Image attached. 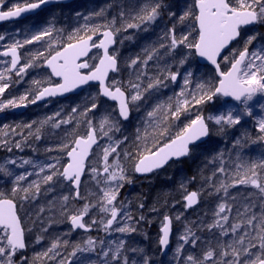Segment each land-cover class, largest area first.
<instances>
[{
	"label": "snow or ice",
	"instance_id": "1",
	"mask_svg": "<svg viewBox=\"0 0 264 264\" xmlns=\"http://www.w3.org/2000/svg\"><path fill=\"white\" fill-rule=\"evenodd\" d=\"M4 2L5 0H0V8H2ZM48 2L49 0H37V2L25 3L23 6L17 4L7 11L0 10V21L19 17L21 13L38 9L41 5ZM163 7L161 0H147L140 8V12L136 16L131 17L134 22H128L117 27V20L113 17L105 25H98L88 29L92 35L85 36L79 35L78 32L72 33L68 35L67 42H63L59 46H57L56 41L62 38L59 36L53 37L51 28L37 32L30 39H25L23 43L15 41L7 46L4 52L0 53V55L5 57L9 55L11 57L10 63L5 65L4 70H0V96L10 87L8 81H10L11 76L8 75L9 73L14 71L17 77H21L27 69L40 66L36 63L40 60L51 71L46 81H32L36 87L30 93L33 95V98L29 101L30 103L35 104L45 97L68 93L88 84L90 81H97L100 85V95L118 102L119 116L125 120L128 119L130 114L129 103L141 100L143 91L163 85L164 81L159 77L150 80L143 91H141L140 84L129 81V88L133 90L134 94L126 96L119 81L112 80L110 84L106 83L110 72L119 71L117 55L114 50L110 54L109 48L116 43L115 37L121 30L139 28L142 23L155 21ZM95 14L103 15V10ZM170 15L175 14L170 13ZM189 16L195 21V38L191 41L189 40L191 33L177 37L175 25H173L165 33V38L170 43L168 45L161 44L160 47L166 48L169 52L181 46L187 48L188 53L182 55L179 60L180 65H184L189 56L203 58L214 66L217 83L215 85L209 83L207 87L205 84H197L196 92H188L187 86L191 82L192 73L187 72L183 81L185 87L177 94L175 103L158 104L153 111L148 112L147 115L149 117H156L160 113L159 120L152 125L151 132L145 129L143 135H141L138 130L136 140L139 143L136 144L135 153L126 149L120 150L121 144L127 140V137L102 148V174L108 187L100 190L102 195L97 198L95 203L85 202L80 208L75 210L62 206L61 212L66 215L73 230L83 229L89 231L93 225H99L106 233L110 231L119 233L136 232L137 229L127 223V221L134 220V217L126 210L127 206L123 202L119 205L116 203L123 184L131 182L126 174L127 170L121 161H132L134 171L145 174L163 168L170 160H178L181 157L189 156L199 147L197 142L209 135V126L205 117L197 114L175 136L170 135V128L173 126L172 121L179 120L181 114L187 113L189 108L203 105L206 101H211L217 96L231 98L247 106L248 102L252 101L257 93H264V44L256 50L249 51V46L256 39V35L246 37L243 41L242 49L233 48L230 55L221 56V53L229 44L240 38L242 27L255 24L264 25V0H194V8L184 12L179 17V20L183 22ZM120 18H124L123 11L120 12ZM97 33L102 36L98 43L93 40V36ZM45 37L49 38L46 49L48 56H45L44 52H38L26 63L20 65L21 57L18 49L25 44L43 41ZM4 39L5 37L0 35V41ZM73 40L75 42H72ZM93 48L102 50V54L98 57H89V52ZM154 52L155 49L146 50L145 58L141 61L138 56L136 59L131 60V65H137L139 62L146 66L153 59ZM86 57H89V59L98 58V63L90 64L89 59H82ZM219 60L230 65V67L226 71L222 70ZM18 65L20 66L18 67ZM82 69H88L89 71L85 73L81 71ZM179 75L178 71H168L164 79L175 82ZM52 77L59 78V81L53 83ZM137 78L139 79V75ZM45 84L48 86H44ZM27 99V95L20 97L21 102ZM9 106L18 107L20 105L14 99L8 100L7 103H0V110ZM97 108L98 104L93 102L79 112V115L84 117L83 123L86 125L84 134H70L72 136L71 141L64 143L60 149L67 157L66 163L61 165V168H57V164L60 163L59 159H57L56 163L40 166V173H44L47 169L49 174L44 175L39 181L33 180L24 187L21 182H26L28 177L32 175L31 172L14 174L5 165L0 164V174L9 177L8 182L11 183V188L7 193L0 192V264H15L13 258L16 256L17 251L25 249V228L22 226L21 218L18 215V204L34 199L39 194L42 183L47 184L55 176H59L72 186V190L75 192L74 199H85L80 194L82 176L85 173V162L92 152L93 145L98 146V140L101 136L108 137L111 140L109 132L115 127L108 117L101 119L98 128L94 126L93 121L87 117L90 112ZM71 111L72 113H77L78 108L74 107ZM245 114L251 116V109L246 108ZM58 116H60L59 112L54 117H48L46 120L41 121V124L54 121L53 127L59 128L62 124H69L74 119V117L70 116L68 119L56 120L55 117ZM208 120L214 121L215 125L220 126L219 130L223 132L225 126L240 124L241 116L239 114L233 115V111L229 110L226 114L208 117ZM105 125L108 126L107 131L105 130ZM28 127L30 128L31 125ZM258 128L259 132L264 134V120L259 121ZM116 130L119 131L118 128ZM36 139H39L38 135ZM260 139L264 140V136H261ZM236 143L239 144V141ZM4 144L6 146L7 142H4ZM15 146L20 148L21 144L16 143ZM8 150L11 151V148ZM110 157H112L111 162ZM7 163L17 164L16 160H9ZM29 163V160H24L19 166L22 167L24 164ZM241 167L244 166H237V172L235 173L237 179L234 184L251 185L258 190L261 201H264V164L259 166L251 164L244 169L243 173L240 171ZM258 167L261 172L257 171ZM225 171L224 167L219 168V172L225 173ZM90 172L94 177L101 175V169L95 167L91 168ZM192 179H195V177ZM234 184L221 182L216 191L223 190L227 195L228 188L234 186ZM181 189L185 193L183 199L186 201V207H192L198 202V193L196 191L187 192L184 184H181ZM69 199V196L63 197L65 202L69 201ZM139 207L142 209L144 205L141 203ZM94 209H98L99 213L104 215L99 220L92 219L90 224L86 223L85 217L89 216ZM150 210L158 211L155 206ZM230 211L231 208L225 203L218 205V210L214 213L215 219L213 223L207 225L209 231L218 229L215 246H209L204 249L199 258L187 255L184 264H264V203L261 204L259 217L255 213L249 215L250 206L246 205L243 213L239 210L237 211L238 219L235 222H230V217L227 214ZM180 218L179 215L175 217L176 220H180ZM144 219L145 217L140 215L135 218V223H139ZM114 224L120 226L114 227ZM171 227L172 218L165 214L161 221V235L158 239V245L164 251H167L170 243ZM229 236H231L230 240L223 239ZM37 239L39 240L40 237ZM179 239L183 241V244L178 245L176 248L177 256L182 254L184 244H191L196 247L200 237L196 235L192 228L186 226L184 234ZM97 243H99L101 248V252L98 255L104 258L102 264H113V262L114 264H129L128 256L123 255V250L125 249L123 240L116 244L114 249L109 247L108 250H103L104 241L101 239L97 242V240L92 238L86 241L85 247L74 246L68 257L62 256L59 251L61 244L56 241L46 251L37 254L34 259L47 258L49 261H54L55 264H71L70 257H75L77 252H95ZM63 246L67 247L68 242L64 241ZM132 251L135 252L137 249H132ZM58 257L59 259H57ZM22 259L23 264H29L26 257ZM142 259L143 264H152L149 258L143 257ZM132 264H136V261L133 260Z\"/></svg>",
	"mask_w": 264,
	"mask_h": 264
},
{
	"label": "trees",
	"instance_id": "2",
	"mask_svg": "<svg viewBox=\"0 0 264 264\" xmlns=\"http://www.w3.org/2000/svg\"><path fill=\"white\" fill-rule=\"evenodd\" d=\"M161 1H164L162 4L167 6V10L162 11L159 19L156 20L161 25L157 27L155 25L150 26L148 22H145L139 28L120 31L122 34L127 33V35L128 33L131 34L133 29H142L143 31L146 29L148 32L141 36L129 35L134 41L132 40L130 44L125 43L119 51L117 56L119 71L114 78L110 79L109 83L114 79H118L122 89H125V85H129V81H131L140 84L141 91H143L150 80L159 77L164 81L163 85L143 91L141 107L138 111L130 106L131 119L127 124L120 123L114 106L100 99L95 87L89 88L80 96L72 97L66 101L51 102L41 107L31 106L32 103L29 101L33 98V95L30 93L36 87L32 81H46L49 77V74L42 70L43 63L40 60L36 62L40 66L27 69L21 77L11 73L8 74L11 76L10 81H8L10 87L0 96V103H7L8 100L14 99L20 106H9L0 110V116L2 117L0 119V125H2L0 128V149H5L0 151V159L2 158V164L13 171L14 174L32 173L26 182H21L22 186L26 187L27 183L33 180L39 181L44 175L49 174L47 169L44 173H40V166L56 163L57 159L60 161L57 168H61V165L66 163V155L60 151L61 146L71 141V133L84 134L86 125L83 123L84 117H81L79 112L90 106L91 103L98 104V108L90 112L87 117L93 121L94 126L98 128L101 119L108 117L110 122L115 125L116 137H120V140L127 137V140L122 144L123 148L135 153L136 144L139 143L136 140L138 130L141 135H143L145 129L151 132L152 125L159 120L160 113L156 117H150L152 124L147 126L145 120L149 117L148 112L153 111L158 104L175 103L177 93L170 89L173 82L164 79L168 71H178L179 73L180 70L184 73L192 71L191 82L187 86L188 92H196L197 84H205L207 87L209 83L212 85L217 83L214 73L208 68L200 69L195 57L189 56L187 62L180 65L179 60L182 58L178 53L180 47L171 52L160 47L161 44L168 45L170 43L165 38V33L173 25H175L177 37L191 33L189 38L191 40L195 38L194 19L189 16L183 22L179 20L184 12L194 8V0ZM29 2H37V0H5L3 6L5 10H9L17 4L23 6ZM146 2L147 0H89L50 8L37 17L24 22L1 26L0 35H3L5 39L0 41V53L15 41L23 43L25 39H30L32 35L46 28L53 30V37L59 36L62 38L56 41L57 46H59L63 42H67L69 34L78 32L79 35H92L88 29L105 25L113 17L116 18L120 26L128 22H134L131 17L136 16ZM101 10H103V15L95 14L101 12ZM121 11L124 12L123 19L120 18ZM170 13L175 15H170ZM251 35H256V39L249 46L250 52L258 45L264 44V25L257 24L256 29L243 31L236 48L242 49L244 39ZM48 39V37H45L43 41L25 44L22 48H19L22 64L38 52H44L45 56H48V51H46ZM152 49H155L153 59L146 66L139 62L137 65H131L132 59L139 56L142 61L145 58V51H151ZM186 53H188V49ZM7 63L8 61L0 55V70H4ZM138 75L139 79L137 78ZM44 86L48 85L45 84ZM25 95L28 99L21 102L20 97ZM224 105L223 100L214 97L213 100L206 101L203 105L189 108L187 113L181 114L179 120L172 121L173 126L170 128V135L175 136L197 114L203 115L206 119L213 114H217L218 109ZM74 107L78 108L77 113H72L71 110ZM58 112L60 116L55 117L56 120L68 119L70 116L74 119L71 123L62 124L59 128L53 127L54 121L41 124V121L46 120L48 117H54ZM78 121L79 123H77ZM207 123L210 135L206 143L200 144L186 160L173 163L148 178H137L132 166L133 162L125 160L126 174L131 182L123 184L116 203L119 205L123 202L127 206L126 210L134 217L133 221H127V223L135 227L136 232L119 233L115 231L116 233L112 234V231L106 233L101 230L99 233L94 232L90 236L72 234L69 221L66 215L62 214L61 208L67 206L70 210H75L86 201L85 199L76 201L71 187L65 185L59 176H55L47 184L42 183L40 192L34 199L18 204L22 226L26 230L28 221L25 216L31 214V218L36 219V214L43 219L41 223L44 225H40V230H44L48 226L49 232L62 230L70 237L71 252L76 245L85 247V240L89 238L97 240V242L102 239L104 241L103 250H108L109 247L114 249L115 245L123 240L125 243L123 255L128 256L129 264H132L133 260L136 261V264H143V257L149 258L152 264H184L187 255L199 258L204 249L215 246L218 229L209 231L207 225L213 223L214 213L218 210L220 203H225L231 208V211L227 213L230 222H235L238 219L237 211L243 213L246 205L250 206L249 215L255 213L259 217L261 204L264 203L260 199L258 190L251 185L234 184L237 179L235 173L238 165L244 166L240 168L241 173H243L244 169L251 164L258 166L264 164V147H262V140L260 139L264 134L260 133L257 126L250 122L225 126L223 132L219 130L220 126L215 125L214 122L208 121ZM29 125H31L30 128ZM107 128L108 126L105 125V129ZM117 128L119 131L116 130ZM37 135L39 139H36ZM237 141H239V144L236 143ZM4 142H7L6 146ZM16 143H20L21 147L17 148ZM9 148H11V151L8 150ZM5 152L8 153V156ZM9 160H16L17 164L6 163ZM24 160H29L30 163L24 164L22 167L19 166ZM220 167L225 168V173L219 172ZM257 171L261 172V169L258 167ZM87 177L88 174L86 173L80 190L82 197H85ZM193 177L195 179H192ZM9 179V177L0 174V192L7 193L10 190L11 183L8 182ZM221 182L234 184V186L228 188L227 195L223 190L216 191ZM181 184L185 185L187 192L196 191L198 193L199 203L193 210H187L185 207L183 199L185 193L181 189ZM64 196H69V201L65 202L63 200ZM141 203L144 205L142 209L139 207ZM153 206L158 211H151L150 209ZM30 208H33V211ZM43 213L47 215L43 216ZM165 214L172 218L171 246L173 248L175 243L173 237L183 235L186 226L192 228L196 235L200 237L196 247L191 244H184L182 254L172 262H167L162 258L160 246L158 245L161 221ZM103 215L97 210L96 219L99 220ZM140 215H143L145 219L135 223V218ZM177 215L181 217L180 220L175 219ZM51 217L54 218L51 219ZM118 219L120 218L118 217ZM116 226L120 225L115 224L114 227ZM223 239L230 240L231 236ZM180 242V244H183V241ZM132 249H137V251L133 252ZM127 251H129L128 254ZM100 252L101 248L97 243L95 252H77V255L72 257L73 264H102L104 258L98 255ZM130 253L132 254L129 257ZM31 262L36 261L31 260Z\"/></svg>",
	"mask_w": 264,
	"mask_h": 264
},
{
	"label": "rangeland",
	"instance_id": "3",
	"mask_svg": "<svg viewBox=\"0 0 264 264\" xmlns=\"http://www.w3.org/2000/svg\"><path fill=\"white\" fill-rule=\"evenodd\" d=\"M158 19H159V16H158V18L156 20H158ZM156 20L153 21V22H148V25L153 24L154 22H156ZM146 32H148L146 29L144 31L142 29H133V32L131 34L128 33V35H127V33L126 34L123 33L122 35H120L118 33L117 34L118 45H117V48L115 49V54L118 56L119 51L121 50V48L124 46L125 43H129L130 44L132 42V40L134 41V39L131 36H129V35H140L141 36V35H143ZM189 40L191 41V38H189ZM260 46L261 45H258L254 50L260 48ZM186 50H187V48H184L183 46H181L179 48L178 53L182 56V54H184V52H185V54H187ZM230 52L226 56L230 55ZM99 55H100V53L96 51L92 55V57H98ZM97 62H98V58L89 60L90 64H96ZM228 67H230V65L224 63L223 61L221 62L222 70L226 71L228 69ZM180 73H181L179 75L180 79H178L177 81H175L174 83H172L170 85V89H173V91H175L177 94L180 92V90L182 88L185 87L183 81H184V76L187 74V72L184 73V72H181V70H180ZM114 80L119 81L118 79H114ZM120 85H121V83H120ZM124 91L127 93L128 96H130L131 94H134L133 90L129 88V85H125V90ZM129 104L136 111H138L140 109V107H141V105H140L141 104V100L136 101L134 103L130 102ZM223 104H225V105L221 106L218 109L217 114H213L212 116H216V115H220V114H226L227 111L232 110L233 111V115L239 114L241 116V123L242 122L243 123L250 122V123L255 124V126H257V128H258L259 121L260 120H264V93H257L256 96L253 97V100L248 102L247 106L242 104V103H228V102H224V101H223ZM246 108H250L251 109V112H252L251 116L245 114V109ZM206 121L210 122L211 120H208V117H207ZM145 122H146L147 126L152 124V122L150 121V117H148L147 120H145ZM212 122H214V121H212ZM1 126L2 125H0V128H1ZM114 128L112 129L111 132H109V136L111 137V140H109L108 137L101 136V138L99 139V141H100L99 147L94 151V153H93L94 156H92L90 162L87 165V167H88L87 168L88 177H87V180L85 182V201L86 202L95 203L97 198L100 195H102L100 190L101 189H106L108 187V185L105 183V178L103 177V174H102L103 161H102L101 157H102V148L103 147H106L110 143H115V141L120 140V137H116V133L114 132ZM107 129H105V130L107 131ZM4 150L5 149H1V151H4ZM120 150H125V148H123L122 144L120 146ZM5 154H7V156H8V153L5 152ZM3 160H4V156H3ZM111 160H112V157H110V162H111ZM2 162L3 161H2V158H1L0 159V164H2ZM6 163H7V161H6ZM121 163L124 166L126 165L125 160H122ZM93 167L101 169L102 176L99 175V176H95L94 177L93 174L90 172V169L93 168ZM97 210L98 209L92 210L91 214L88 216V221L90 223H91L92 219H96ZM42 215L45 216L47 214L43 213ZM35 216H36V219L35 218H31V214L28 215V216H25L27 221H28L27 226L29 228V233H32L33 231L36 232V229H39L40 225H44V224L41 223L43 221V219L39 218V216H37L36 214H35ZM53 218L54 217H51V219H53ZM93 226L95 227L97 233H99L102 230V228H100L99 225H93ZM44 230L48 231V226ZM115 233H116L115 231H112V234H115ZM179 237H180L179 235H175L173 237V239L175 241L174 248H173V246H171V250H170L168 256L163 257L161 255L162 258H164V260H166L167 262H172L175 258L178 257L177 254H176V248L181 243L180 242L181 240L179 239ZM87 240L88 239H86V241ZM85 246H86V242H85ZM128 253H129V251H127V254ZM131 254L132 253L129 254V257L131 256ZM113 264H114V262H113Z\"/></svg>",
	"mask_w": 264,
	"mask_h": 264
},
{
	"label": "water",
	"instance_id": "4",
	"mask_svg": "<svg viewBox=\"0 0 264 264\" xmlns=\"http://www.w3.org/2000/svg\"><path fill=\"white\" fill-rule=\"evenodd\" d=\"M81 1H85V0H49V2H48L47 4L41 5L40 8H38V9H33V10H30V11H27V12H23V13H21V15H20L19 17H13V18H9V19H7V20L0 21V27L3 26V25H7V24H14V23L24 22V21H26V20L29 19V18H33V17L38 16L39 14H41L42 12H44L45 10H47V9H49V8H52V7L62 6V5H63V6H65V5H71V4H73V3H77V2H81ZM0 10H3V6H2V8H0ZM256 26H257V24H255V25H249V26H246V27H242V28H241V31H242V30H246V29H254ZM101 38H102L101 35L93 36V40H94L95 42H97V43L99 42V40H100ZM115 39H116V37H115ZM238 40H239V39H238ZM238 40L233 41L231 44H229V46L223 50V52L221 53V56H222V57L225 56V55L229 52V50L235 45V43H237ZM115 47H116V43H115L114 45L110 46V48H109V52H110V54H111L112 51L115 49ZM4 51H5V50H4ZM4 51H3V52H4ZM95 51H99L100 55L102 54V50H100V49H96V48H93V49L89 52V57H91V55H92ZM18 53H19V55H20V57H21V54H20L19 49H18ZM1 56H2L4 59L9 60V62H10V59H11L10 55H9L8 57H5V56H3V55H1ZM89 57L82 58V59H89ZM195 58H196L197 63H198V65H199L200 67H207V68H210V69L213 70V72L215 73V71H214V66H212L210 63H208L207 61H205L203 58H200V57H195ZM218 62H221V60H219ZM97 63H98V62H97ZM21 64H22V58L20 59V65H21ZM20 65H18V67H19ZM43 69H44V71L48 72L49 75H50V71H51V70H50L46 65L43 66ZM81 71L87 73L89 70H88V69H82ZM12 73H14V71H13ZM116 74H117V72H115V73L110 72V73H109V76H108V78H107V80H106V83L109 84V79H110L111 77L116 76ZM215 75H216V73H215ZM51 79H52L54 82H58V81H59V78H57V77H52ZM90 87H96V88L98 89V93H99L100 98L103 99V100H105L106 102L110 103L111 105H113V106L115 107V109H116V113H117V116H118V118H119V120H120V122H121L122 124H126V123H128V122L130 121V119H131V110H130V114H129L128 119L125 120V119H123L122 117H120V116H119V110H118V109H119L118 102H116V101H112L110 98H107V97H104V96L100 95V85H99V82H97V81H90L88 84L83 85V86H81V87H79V88H77V89H74L73 91L68 92V93L57 94V95H55V96L45 97L44 99H42V100H40V101H38L37 103L32 104V105H33V106H43V105H46V104H48L49 102H52V101H65V100H67V99H69V98H71V97H77V96H80L85 90H87V89L90 88ZM126 96H127V94H126ZM217 97H220V98H222L223 100H225V101H227V102L240 103V102H237V101L232 100L231 98H226V97H223V96H217ZM129 109H130V106H129ZM0 118H1V117H0ZM206 123H207V122H206ZM209 135H210V130H209ZM209 135H208L207 137L202 138L201 141H198L197 143H198L199 145H200V144H203V143H206V142L208 141V139H209ZM261 145L264 147V140H262ZM98 146H99V140H98ZM98 146H97V145H93L92 152H91L90 156L88 157V159H87L86 162H85V165H86V166H85V173H84L83 176H82V182H81V185H82V183H83V180H84V177H85V174H86L87 164H88V162L90 161L93 152L95 151V149H96ZM189 156H190V155H189ZM189 156L181 157V158L178 159V160H177V159L170 160V161L168 162V164H166L163 168L156 169V170H154L153 172L145 173V174H140V173H136V172H135V175H136V177L139 178V179L148 178L149 176H151V175H153V174H155V173H159V172H161L162 170H164L165 168H167L168 166H170V165L173 164V163H177V162H180V161L186 160ZM66 161H67V157H66ZM63 181H64V180H63ZM64 183L67 184V185H70L69 182H67V181H64ZM70 186H71V185H70ZM71 188H72V186H71ZM80 188H81V186H80ZM73 192H74V191H73ZM74 193H75V192H74ZM74 197H75V195H74ZM75 200H78V199H75ZM198 203H199V199H198V202H197L195 205H193L192 207H186V201L184 200V204H185V207H186L187 210H193L194 208H196V207L198 206ZM69 225H70V228H71V230L73 231V233L81 232V233H84V234H89V233L92 232V229L89 230V231H85V230H83V229H75V230H73L72 227H71L70 222H69ZM160 235H161V233H160ZM171 238H172V227H171V234H170V243H169V245H168L167 251L162 250L161 247H160L161 255H162L163 257H166V256L169 254L170 250H171ZM23 250H24V249H23ZM19 251H22V250H19Z\"/></svg>",
	"mask_w": 264,
	"mask_h": 264
},
{
	"label": "flooded vegetation",
	"instance_id": "5",
	"mask_svg": "<svg viewBox=\"0 0 264 264\" xmlns=\"http://www.w3.org/2000/svg\"><path fill=\"white\" fill-rule=\"evenodd\" d=\"M162 3H164V1H162ZM166 10H167V6L164 5L161 12L166 11ZM154 25L157 27L161 24L159 22H154L153 24H150V26H154ZM236 47H237V45L235 44L233 46V48H236ZM20 54H21V52H20ZM196 63H197V60H196ZM197 65H198V63H197ZM198 67H199V65H198ZM178 79H180V77H178ZM52 82L55 83L53 80H52ZM0 151H1V149H0ZM80 190H81V188H80ZM74 195H75V193H74ZM30 210L33 211V208H30ZM17 211H18V209H17ZM18 215H19V212H18ZM85 222L90 224V222L87 219V216L85 217ZM69 228H70V225H69ZM91 229H92V232L89 234H84L81 232L73 233L72 230H71V232L74 235H81L82 234V235L90 236L91 234L96 232V229L94 226H92ZM38 237H40L39 240L37 239ZM24 240H25L26 247L22 251H19V250L17 251L16 256L13 258L15 261V264H23L22 258H25V257L29 261V264H55L54 261H49V260H47V258H44V259H34V258L37 256V254L46 251L47 248L50 247L51 244L53 242H56V241H59L61 244L59 251L61 252L62 256L68 257L69 253H71L70 237L67 234H65L62 230H56V231L52 230L49 232L46 230L36 229V232L33 231L32 233H29V228L27 226V229L25 230V233H24ZM64 241L68 242L67 247L63 246ZM85 242H86V240H85ZM57 259H59V257ZM31 260H35L36 262H31ZM70 260H71V264H73L72 257H70Z\"/></svg>",
	"mask_w": 264,
	"mask_h": 264
},
{
	"label": "bare ground",
	"instance_id": "6",
	"mask_svg": "<svg viewBox=\"0 0 264 264\" xmlns=\"http://www.w3.org/2000/svg\"><path fill=\"white\" fill-rule=\"evenodd\" d=\"M162 2V1H161ZM117 25V27H120V25H119V23H116ZM119 34L120 35H122V32H119ZM98 35H100V34H98ZM98 35H95V36H98ZM116 38H117V35H116ZM122 90H125V89H122ZM97 91H98V89H97ZM126 93V92H125ZM127 94V93H126ZM98 95H99V93H98ZM128 96V95H127ZM100 97V96H99ZM101 99V98H100ZM103 100V99H102ZM104 102H106L105 100H103ZM106 103H108V102H106ZM108 104H110V103H108ZM111 105V104H110ZM113 106V105H112Z\"/></svg>",
	"mask_w": 264,
	"mask_h": 264
}]
</instances>
